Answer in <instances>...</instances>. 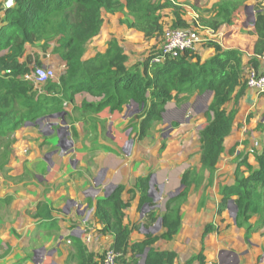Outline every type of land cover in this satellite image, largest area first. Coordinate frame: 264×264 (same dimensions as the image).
I'll use <instances>...</instances> for the list:
<instances>
[{
	"label": "trees",
	"instance_id": "trees-1",
	"mask_svg": "<svg viewBox=\"0 0 264 264\" xmlns=\"http://www.w3.org/2000/svg\"><path fill=\"white\" fill-rule=\"evenodd\" d=\"M5 1L0 0V139L12 135L27 122L46 114L60 113L65 104H72L76 94L86 92L96 100H82L80 109L84 112L122 111L126 104H137L142 115L130 126L136 131L137 139L143 140L153 123L162 121V113L169 101L184 102L196 91L210 92L205 125L199 132L198 153L200 171H208V183L213 182L218 159L224 150V139L230 134L236 114L235 107L226 110L225 105L231 99L237 101L246 87L239 49L225 48L216 40H209L204 44L213 48L214 53L206 59H202L196 50L168 56L160 47L151 48L140 59H132L118 40L111 38L104 51L86 57L87 43L100 32L103 12H122L127 27L141 33L145 39H151L163 32L164 8L171 5L176 9L180 0H13L8 8L4 7ZM190 1L198 7L203 0ZM235 3V0H225L207 25L216 31L222 23H232V12L238 8ZM172 25L173 28H184L188 23L176 13ZM253 27L256 40L253 53L245 64L258 69L259 56L264 53V4L256 12ZM29 45H38L43 52L50 49V56H58L64 63V71L59 74L55 71V76L40 88L27 77L32 75L35 67L43 65L38 56L32 59L28 53ZM157 57L161 59L155 61ZM172 126L177 123L172 122ZM164 146L163 143L160 149ZM104 147L116 153L111 147ZM249 153L254 156V162L248 161L250 154H243L234 168V181L221 182L218 210L225 209L230 201L234 203L236 225L245 226L247 232L251 228L250 217L264 211V138L260 149ZM199 174L196 169H186L180 180L183 189L165 202V211L159 218L166 229V239L171 238L180 226L181 202L192 186L199 187L202 181ZM150 179L151 172L136 180L140 206L156 204L149 192ZM123 188L124 185H118L94 205V214L102 225L99 232L112 233L110 248L118 254V260L138 264L143 258V264H175L176 252L152 246L157 236L149 233L143 240L129 242V235L137 225L123 224L124 211L129 206V202L121 199ZM11 198L8 195L0 203H10ZM86 202L93 206L91 197H87ZM51 211L52 207L39 201L35 216L48 220L50 227L58 230ZM146 218L148 223L144 227L156 220L152 209ZM71 245L74 252L67 256L65 264H98L78 237L72 236ZM194 259L192 256L185 264H192ZM198 259L200 264L204 263L201 254Z\"/></svg>",
	"mask_w": 264,
	"mask_h": 264
},
{
	"label": "crops",
	"instance_id": "crops-1",
	"mask_svg": "<svg viewBox=\"0 0 264 264\" xmlns=\"http://www.w3.org/2000/svg\"><path fill=\"white\" fill-rule=\"evenodd\" d=\"M104 27L105 20L97 36L101 35ZM131 30L135 31L137 35L140 34V36H143L136 30ZM227 31V29L223 30V32L220 31V35H226ZM213 37L221 45H223L222 42H225L221 36L219 38V36L216 37L213 35ZM92 40L93 38L88 43H92ZM223 46L226 47V45ZM106 47L107 42L100 50H95L104 51ZM197 47V52L201 55L202 59L208 58L211 51L212 54L214 53L213 48L206 47L210 51L207 52V55H203L199 51V42ZM89 50V46L86 45V51L84 53L86 57L97 52L95 50L89 52ZM53 57L55 58L51 59V61L58 62L59 66L63 69L62 71L56 70L59 74L64 71V63H62L60 58V61H56L58 56ZM130 57L136 59L133 55H130ZM45 63L43 62V65ZM260 69L264 70V66H260ZM243 93L237 102L239 107L234 105L237 112L235 114L234 125L232 126L233 129H231L232 133L224 139V150L218 159L216 165L217 170L223 171L227 169L228 164L234 161L233 159L239 151L241 145L238 143V138H241L235 136V133L238 131L240 134V128H238L239 130H235V128H237V123L241 121L239 120V116L241 117L240 112L242 109L246 107L248 109L257 100L264 102V96L259 98V95L247 88ZM88 95L95 99L90 94ZM172 101L175 102V100H171L165 107ZM105 110L108 109H104L103 111ZM122 121L124 122L120 125L118 124L119 121L115 122L114 127L116 129L123 127L126 121ZM142 141L138 140L133 144V147L123 151L124 156L118 161L117 166L111 164V167L101 166L100 156L104 155L105 151L110 152L104 147L107 146L106 144L101 145L102 154L99 155L98 153L97 155L96 153L93 157L94 165L87 166L91 171H95L92 177L88 173L84 172V174L80 175L76 171V164H80L81 166L86 163L78 160V158H73L70 161V158L67 156L72 164V169L69 168L70 170H64L63 172L56 170L52 179H45V175L48 174L47 171L50 168L39 155L38 151H32L31 159H29L27 165L30 168L33 167L32 170L35 171V182L32 180L28 182L24 180L15 185L8 186L3 180L0 181V185H2L0 198H3L6 191L10 192L8 195L14 194V200L12 202L13 209L10 210L11 214H8V216H0V246H7L5 250L0 251V264H30V262L33 264H65L67 256L74 252V247L71 245L72 236L73 238L78 237V240L86 246L87 252L92 253V257L99 261L104 250L110 247L113 240L112 233L99 232L102 225L94 214L95 202L105 196L107 186L113 188L114 186L124 185L121 192V199L129 202V206L124 211L123 224L137 225L129 235L130 243L143 240L149 232L152 234L158 233V231L159 233L165 232L166 229L164 227H159V230L156 231L153 224L144 227V224L148 223V220L146 217L140 216L142 206L139 203V191L135 187L136 180L139 176H144L149 173V168L155 166L161 167L160 170L152 171L151 178L154 175L159 192H162V196L165 195V197H168L173 193L171 190L172 187L176 188L178 185H181L180 180L184 170L183 172L180 170L173 176L170 173V162H167L169 159L159 158L156 155V152L159 150L158 143L149 147L146 146L147 143L145 141ZM108 147L112 146L108 145ZM112 149L116 151L115 148L112 147ZM78 151H86V149L81 145ZM184 151L187 152L188 148L184 147ZM48 152L52 154L54 151ZM47 153H45L46 156ZM232 153L235 154L234 157ZM196 154V169L198 170L200 166V153L197 152ZM229 155L231 156L229 157ZM52 156L54 158L58 157L56 153H53ZM248 161L251 162L249 156ZM97 164H100V166ZM225 172L228 179L227 183H232L234 181V167L232 172L224 171L223 173ZM203 177L202 184L197 188L192 186L189 191L190 194L194 193V197L198 196L199 210L198 200L195 201L192 209H190V203H187L188 205L182 204L179 210L180 226L176 233L171 238L156 240L152 246L159 250H172L176 252L175 264H185L186 260L192 256L196 258L192 264H200L198 259L199 254L204 257L203 264H264L263 216L261 214H254L249 219L251 226L249 232H247L245 226H237L230 214L232 212L230 211L232 203L228 204L225 209L218 211L221 195L219 194V189H213V182L215 183V180L219 182L223 177L218 178L214 174L212 183H208V171L204 172ZM52 183L55 185L54 187L49 186ZM203 192L206 194L205 198L201 197ZM150 195L155 201L153 193L150 192ZM87 197H91L93 206L90 207L88 205L86 202ZM39 201H44L48 206L52 207L51 215L57 220L58 230L50 227L48 220H42L35 216L36 206ZM155 206L154 216L160 220L157 213L163 205L157 202ZM28 209H31V213L27 211ZM187 212H189L188 216H186L188 214ZM198 212H200L199 216ZM56 234H59L56 239L66 240V243L59 244L58 240L56 245H54L53 238ZM65 245L67 246L66 248H64ZM37 250H42V258L39 260L34 259ZM140 262L143 264V258L140 259Z\"/></svg>",
	"mask_w": 264,
	"mask_h": 264
},
{
	"label": "rangeland",
	"instance_id": "rangeland-1",
	"mask_svg": "<svg viewBox=\"0 0 264 264\" xmlns=\"http://www.w3.org/2000/svg\"><path fill=\"white\" fill-rule=\"evenodd\" d=\"M224 1L225 0H203L199 3V6L196 7L190 0H180L176 3L179 9L178 7L175 9V7L171 5L164 8L162 17L164 22L163 32L160 36L151 39H145L143 36H140V34L137 35L135 31H132L129 27H127L124 22L126 16L122 12H103V18L105 20L104 31L100 36L93 38L92 43L87 44L90 49L89 52L95 49L100 50L109 39L115 38L118 40L120 46L123 50H125L129 57L130 55H133L136 59H140L151 48L161 46L163 43L164 31L168 28H173L172 23L175 19L176 13H178L179 16L187 21L188 25L184 27V29L196 38L197 44L199 42V51L203 53V55H207V52L210 51L206 48L207 46H205L204 43L209 40H214L215 37H213V35L216 37L219 36V38L221 36L222 39L225 40V42H222L223 45H226L225 48H237L242 52V59L244 63V61L246 62L247 58L253 53V43L256 38V35L253 34V23L255 21L256 12L262 7L264 0H235L237 2L235 5L238 6V8L232 12V23H222L216 31H213L207 23L212 20V18L216 17L218 11L222 8ZM226 29L228 30L226 35H220V31L223 32V30ZM106 37L109 38L107 39ZM53 43L54 41L51 44ZM51 44L50 46H52ZM28 48L30 49L28 53L31 55L32 59H34L35 56H38L40 59H43V62H46L44 64L46 67H52L54 71L63 70L59 66L58 62L51 61V59H54L55 57L51 58L49 54L50 49L43 52L38 45H29ZM195 50L198 51L197 45ZM211 52L208 56L212 54ZM56 61H60L59 57H57ZM249 68L250 66L248 64H244L243 80ZM244 90L246 91V87ZM263 96L264 95H259L258 97L261 98ZM82 100L93 101L96 100V98H91L88 94H86V92L76 94L72 104H65L61 111L65 112L63 117L66 121L65 124L61 123V112L46 114L38 120L23 124L12 135L4 139H0V181L3 180L8 186L15 185L16 183L24 180H27V182L29 180L35 182V171L32 170L33 167L30 168L27 165V162L31 159L30 156L32 151H38L39 155L49 166L50 169L47 171L48 174L45 175V179L48 180L52 179L56 170L63 172L64 170L68 171L69 168L72 169L70 161L73 158H78V160H82L86 163L81 166L80 164H76V171H78L80 175L85 172L92 177V174L95 171H91V169H88L87 166L94 165V155H96V153L97 155L98 153L101 155L102 148L100 146L105 144L115 148L117 153L105 151V154L100 156V161L102 162L101 166L104 165L111 167V164L117 166L118 161L124 156L123 151L133 147V144L138 141L137 133L130 125L139 121L140 116L142 115L140 107H138L135 103H129L124 106L123 110L120 112H110L109 110H105L100 114H92L90 112H84L80 109V102ZM238 100L235 101L234 99H231V101L225 105V109L229 110L230 107H234V105L239 107L237 104ZM210 101V92L198 93L197 91L194 92L188 100H184V102L172 101L167 105V107H165V111L162 113V121L154 122L148 133L149 135L143 139V141L147 143L146 146L149 147L158 143L159 150L156 152V155H158L159 158L169 159L167 162H170V173H172L173 176H175L180 170L183 172V170L185 171L186 169H196V153L199 152L198 150L200 148L199 132L205 125L206 111ZM246 109L247 107L242 109L240 112L241 117L239 116V120L241 121L237 123V128H235V130H239L238 128H240V134L237 131L235 136L241 138H238V143L241 146L239 147V151L235 157V154L232 153L234 157V159H232L234 161L228 164L227 169L223 171L216 169L215 176L223 178L219 182L217 180H215V183L213 182L214 190L219 189L222 181H228L226 172H223H232L233 167L235 168L238 159L243 154L246 153L249 155L250 150L260 149L261 142L264 138V102L262 100H257L254 104L250 105L247 110ZM235 110L237 112V109ZM122 120L126 121L123 127H118L116 129L114 127V124H116L115 122L119 121L118 124L120 125L124 122ZM172 122H176L177 126H172ZM230 133H232V131H230ZM61 142L63 143L62 145ZM163 143L168 146H165L164 149L161 150L160 147ZM81 145L84 149H86V151H78V148H80ZM184 147L188 148L187 152L184 151ZM48 151H54L53 153H56L58 157L54 158L52 156L53 153L46 156L45 153ZM231 155H229V157ZM67 156L70 158V161ZM249 160H251V163L254 162V156L252 154L249 155ZM97 165L100 166V164ZM199 167V177L200 179L202 178V181L199 184L200 186L203 182V176L206 170L200 171L201 167ZM160 169L161 167L155 166L149 168V171L152 174L153 170L156 171ZM50 185L51 187L55 186L53 183L49 184V186ZM179 186L181 185H178L176 188L172 187L171 189L173 192L177 191L176 193L165 197V195L162 196V192L161 195H159V187L155 181H153V185L150 188L154 189L152 193L155 201L156 203L159 202L160 205H163L160 207L161 209L159 208L157 213L158 215H161V213L165 211V202L169 198L178 195L183 189L182 186L177 189ZM1 187L2 185H0V190ZM197 187L198 186H195V188ZM113 190L114 189L112 187L107 186L105 197L110 195ZM9 193V191H6L3 198L7 197ZM11 197L10 203H0V216H8V214H11L10 210L13 209L12 202L14 200V194L11 195ZM201 197H206L205 192L202 193ZM1 199L2 198H0V200ZM196 200H198L199 210V199L198 196L194 197V193L190 194L187 192L186 197L181 202V205L190 203V209H192ZM230 208V211L233 212L236 208L234 203H232ZM151 209L154 212L156 206L153 208L143 205L140 209V216L145 218ZM27 211L31 213V209H28ZM187 213L188 214L186 216L189 215V212ZM199 215L200 212H198V216ZM261 215L264 218V211ZM151 224L155 226L154 228H156V231L159 230V227L162 228L161 222L157 218ZM164 233L165 232L159 233L158 231V233L150 234L157 236L158 239H166ZM58 236L59 234H56L53 238L54 245H56L58 240L59 244L66 243V240L56 239ZM6 247V245H1L0 251L5 250ZM66 247L67 246L65 245L64 248ZM41 251L37 250L35 252V260L42 258ZM30 264L33 263L30 262ZM139 264H142V262Z\"/></svg>",
	"mask_w": 264,
	"mask_h": 264
},
{
	"label": "built area",
	"instance_id": "built-area-1",
	"mask_svg": "<svg viewBox=\"0 0 264 264\" xmlns=\"http://www.w3.org/2000/svg\"><path fill=\"white\" fill-rule=\"evenodd\" d=\"M197 40L184 28H168L163 33V43L160 48L163 54L168 56H179L187 50H195ZM161 58H154L159 61ZM260 66H264V54L259 56ZM55 76V71L52 67L39 65L35 67L32 75L27 76L30 78L36 87L40 88L48 79ZM246 88L255 92L257 95H264V70L256 69L252 66L245 74ZM150 188V192H153ZM154 196V195H153ZM98 264H125L118 260V254L110 247L105 249L100 257Z\"/></svg>",
	"mask_w": 264,
	"mask_h": 264
},
{
	"label": "water",
	"instance_id": "water-1",
	"mask_svg": "<svg viewBox=\"0 0 264 264\" xmlns=\"http://www.w3.org/2000/svg\"><path fill=\"white\" fill-rule=\"evenodd\" d=\"M12 2H13V0H6L5 1V3H4V7L5 8H8L11 4H12ZM64 114H65V112H61V116H62V120H61V123L62 124H65L66 123V121H65V119L63 118L64 117ZM70 142V141H69ZM63 143L61 142V145H62ZM49 155H51V152H48L47 153V156H49ZM153 180H154V175H152V178H151V182H150V187H152V185H153ZM155 181V180H154ZM182 186V185H181ZM181 186H179L177 189H179ZM115 187H117V186H114L113 188H115ZM177 191H175V192H173L172 194H174V193H176ZM159 195H161V192L159 193ZM171 195V194H170ZM231 203V202H230ZM144 206H146V204H144ZM236 207V206H235ZM153 208H154V206H153ZM236 209H237V207L234 209V211L233 212H231L230 214H231V217L233 218V220H234V222H235V215H236Z\"/></svg>",
	"mask_w": 264,
	"mask_h": 264
},
{
	"label": "clouds",
	"instance_id": "clouds-1",
	"mask_svg": "<svg viewBox=\"0 0 264 264\" xmlns=\"http://www.w3.org/2000/svg\"><path fill=\"white\" fill-rule=\"evenodd\" d=\"M231 202V201H230ZM232 203V202H231ZM231 203H229V204H231Z\"/></svg>",
	"mask_w": 264,
	"mask_h": 264
}]
</instances>
